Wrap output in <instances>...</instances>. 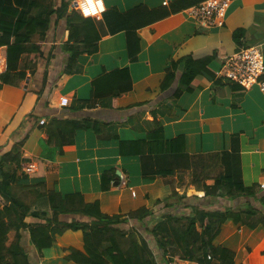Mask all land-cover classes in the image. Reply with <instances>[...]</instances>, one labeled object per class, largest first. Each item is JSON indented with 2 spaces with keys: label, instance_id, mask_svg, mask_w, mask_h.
Returning a JSON list of instances; mask_svg holds the SVG:
<instances>
[{
  "label": "crops",
  "instance_id": "obj_1",
  "mask_svg": "<svg viewBox=\"0 0 264 264\" xmlns=\"http://www.w3.org/2000/svg\"><path fill=\"white\" fill-rule=\"evenodd\" d=\"M84 1L76 0L72 8L87 17ZM93 1L97 2L102 13L113 8L126 13L145 6L161 12V15L160 19L138 31L141 50L136 62L129 61L124 32L106 35L96 54L79 56L81 72L74 75L62 74L67 55L61 47L68 40V31L57 35L50 31L42 44L43 56L37 66L28 71L27 79L17 86L1 88L0 156L30 133L23 146L22 159L37 163L33 178L42 179L48 192L81 193L87 202L98 201L103 213L119 214L124 219L142 208L154 213L153 221L160 214L173 211L164 203L158 204L159 200L172 195L173 187L184 197L175 214H188L192 208L214 212L250 207L264 215V189L259 185L264 172V94L256 85H239L246 91L236 87L237 93L243 92L236 100L235 84L217 77L225 57L242 48L260 47L264 56V0H232L224 27L210 30L201 28L186 13L187 9L206 0ZM239 29L245 30L241 47L233 39L234 32ZM188 56L196 60L211 57L210 69L216 73V78L197 77L191 84L192 91L184 93L171 112L161 114L158 104L164 94L160 85L166 71L172 61ZM126 68L130 70L133 88L117 98L116 108L109 109L95 101L92 83L104 73ZM180 70H183L182 66ZM46 75L45 88L38 96ZM61 98L68 99L70 105L62 108ZM83 101H90V108L72 109V106L81 107ZM154 113L166 140L180 136L186 138L185 154H123L115 135L122 142L145 139L148 132L145 121L152 119ZM52 119L64 123L62 127H55V131H61L63 136L73 129L72 125L78 127L71 132L73 143L63 145L60 150L56 147V136L49 139L46 128L39 126L41 120L48 124ZM47 140L50 149L55 150L52 159L41 157L40 143ZM213 154L220 155L221 171L240 175L244 185L255 190L256 198L205 197L203 187L199 189L192 185L191 164L194 159ZM176 170L181 172L159 174L160 171ZM104 174L118 179L108 192H102ZM60 219L68 223L75 220L90 224L92 221L80 215H61ZM132 224L136 225L130 221V226ZM121 228L127 230V225ZM223 233L231 241L224 245L235 250L236 261L251 264L246 245L251 241L249 245L255 248L264 241L263 228L250 230L227 222ZM65 235L69 241H77V248H82L81 232H67ZM235 240H239V244H235ZM47 255V262L68 264L62 259L64 254L59 248L48 250ZM253 264L263 263L255 261Z\"/></svg>",
  "mask_w": 264,
  "mask_h": 264
},
{
  "label": "trees",
  "instance_id": "obj_2",
  "mask_svg": "<svg viewBox=\"0 0 264 264\" xmlns=\"http://www.w3.org/2000/svg\"><path fill=\"white\" fill-rule=\"evenodd\" d=\"M75 1L0 0V49H5L6 53L0 91L2 86H17L27 79L28 71H32L43 56L42 44L50 31L53 35L68 31V40L61 47V51L67 55L62 74L74 75L81 72L79 56L96 54L100 41L106 35L124 32L129 61L136 62L141 50L138 31L152 24L161 15V12L149 10L145 6L126 13L113 8L103 13L102 21H97L85 18L73 9ZM59 24L61 27L57 30ZM40 34V41L34 42ZM244 36L243 29L233 34L234 42L239 47ZM24 56H29V62L22 66ZM211 62V57L196 60L191 56L171 62L160 85L161 93L164 94L158 104L161 114L171 112L178 99L184 93L192 91L191 84L197 77L216 78V73L210 69ZM180 66L183 67L182 71ZM46 82L47 75L44 76L43 88L38 96H41ZM92 85L94 100L109 109L116 108L117 98L133 88L128 68L104 73ZM233 86L237 100L246 88L243 90L238 84ZM236 87H240L243 92L240 90L237 93ZM80 105L77 108L72 106V109L91 106L90 101H83ZM63 124L57 119L50 120L48 124L46 120L39 123L40 127L46 128L49 139L56 136L58 150L63 145L73 143L71 132L78 129L72 125L73 129L63 136L61 131H55V127H62ZM145 126L148 132L145 139L140 141L122 142L115 135L114 139L120 143L123 154H185L186 138L180 136L174 140H166L156 113L152 119L145 121ZM97 129L99 128L96 124L95 131ZM29 134L26 133L9 151L0 156V195L9 203L0 210V264H42V261L43 264H52L46 261L47 251L57 245L62 247L63 260L68 264H158L148 243L141 238L140 229L135 228L138 233L134 232V224L130 230L121 228L122 225L129 226L132 221L136 223L135 226L140 225L145 229L148 222L154 220L151 210L142 208L124 219L119 214L103 213L98 201L87 202L81 193L62 195L55 191L48 192L42 179L17 175V170L23 163H27L22 158L23 146ZM40 145L41 157L52 159L55 150L50 149L49 141H42ZM219 159V154L198 156L194 159L191 164L192 185L199 189L203 187L205 197L227 200L239 197L256 198L255 190L246 187L240 175L221 171ZM11 166L15 170L12 177L8 178L5 172ZM179 172L181 171H160L159 174L176 175ZM117 180L116 177L108 178L104 174L102 192L110 191L113 182ZM208 182L212 184L208 185ZM259 185L264 189V172ZM21 192L31 195L33 201L29 203L23 200L19 196ZM183 199L180 192L173 187L170 197L158 201V204L164 203L166 208L173 210L172 213L168 212L159 217L154 221L153 228L146 231L155 241L162 261L167 264L174 258H180L200 264H241L236 261L235 250L224 245L231 241L225 233L222 234L223 227L227 222H232L250 230H256L260 226L264 230V215L250 207L245 210L227 209L214 212L192 208L188 214H175ZM263 202L262 200V204ZM3 213L8 215L7 219L2 217ZM61 215H80L92 221L90 224L75 220L68 223L61 221ZM30 218L33 223L27 220ZM67 232L82 233L81 249L77 248L76 240H64L63 235ZM233 242L239 244V240ZM250 242L246 245L250 263L262 261L264 264V241L255 248L249 245Z\"/></svg>",
  "mask_w": 264,
  "mask_h": 264
},
{
  "label": "built area",
  "instance_id": "obj_3",
  "mask_svg": "<svg viewBox=\"0 0 264 264\" xmlns=\"http://www.w3.org/2000/svg\"><path fill=\"white\" fill-rule=\"evenodd\" d=\"M232 0H206L196 6L186 10L187 15L198 25L205 29L222 28L226 22L227 10ZM87 17L97 21H102L103 13L93 0L84 1ZM89 4L92 10L89 11ZM167 2L164 3L166 5ZM4 59L0 51V79L4 74ZM217 77L230 81L233 84L243 85L246 87L258 86L264 94V56L260 47L253 46L242 48L233 55L225 57L221 69L217 72ZM69 100L61 98L60 106L68 107ZM21 171L25 176L33 178L37 172V163H23ZM133 196H136L133 192ZM210 259V257H209ZM167 264H200L196 261L174 258Z\"/></svg>",
  "mask_w": 264,
  "mask_h": 264
},
{
  "label": "rangeland",
  "instance_id": "obj_4",
  "mask_svg": "<svg viewBox=\"0 0 264 264\" xmlns=\"http://www.w3.org/2000/svg\"><path fill=\"white\" fill-rule=\"evenodd\" d=\"M105 1V0H104ZM39 39H41V34L39 35V36H37L36 38H35V40L34 41H37V40H39ZM0 51L2 52V56H3V59L5 60V58H6V53H5V49H0ZM29 62V56L27 57V56H24V58H23V61H22V66H24L26 63H28ZM23 133V132H22ZM24 160V159H23ZM28 163V162H27ZM15 169V168H14ZM13 166H11L10 168H8L7 169V171L5 172V175L9 178V177H12V175H13ZM18 173H20L19 174V177H21V176H25L23 173H22V171H17ZM22 194H23V196H22ZM23 200H25V201H27V202H32L33 201V197L31 196V195H28V193H26V192H21L20 193V195H19ZM6 205H9V203L8 202H6L3 198H2V196L0 195V210H3L4 209V207L6 206ZM171 213H172V211H171ZM166 213H164V214H160L159 215V217H161V216H163V215H165ZM2 217L4 218V219H7L8 218V215H6L5 213H3V215H2ZM154 219V218H153ZM27 220H29V222L31 223H33V219L32 218H30V219H27ZM26 220V221H27ZM153 225H154V221H149L148 222V224H147V226H146V228L145 229H143L142 228V226H140V225H137V226H135L134 225V232H136V233H138V231L135 229V228H138V229H140V231H141V235H142V239H144V240H146V242L148 243V245H149V247H150V249L152 250V252L154 253V255H155V258L157 259L156 260V262H158V264H165L163 261H162V259L159 257V253H158V248H157V246L155 245L156 243H155V241L153 240V238L151 237V236H148L149 234L146 232V231H149V230H151L152 228H153ZM130 228H132L133 229V225L132 226H127V230H130ZM226 231H228V229L226 230ZM73 233H75V232H73ZM66 234V233H65ZM63 235V238H64V240L65 241H68L69 242V240H68V238H66L67 236L66 235ZM68 237H71V236H68ZM56 248H59L60 249V251H62V253H63V250H62V247L61 246H59V245H57L56 246ZM62 259H63V256H62ZM42 264H43V262H42Z\"/></svg>",
  "mask_w": 264,
  "mask_h": 264
},
{
  "label": "clouds",
  "instance_id": "obj_5",
  "mask_svg": "<svg viewBox=\"0 0 264 264\" xmlns=\"http://www.w3.org/2000/svg\"><path fill=\"white\" fill-rule=\"evenodd\" d=\"M89 11H91L92 10V6H91V4H89V9H88Z\"/></svg>",
  "mask_w": 264,
  "mask_h": 264
}]
</instances>
